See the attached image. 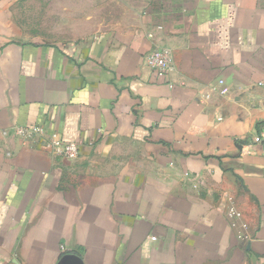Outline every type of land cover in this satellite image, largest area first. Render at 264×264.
Returning a JSON list of instances; mask_svg holds the SVG:
<instances>
[{
  "label": "crops",
  "instance_id": "0c3cea01",
  "mask_svg": "<svg viewBox=\"0 0 264 264\" xmlns=\"http://www.w3.org/2000/svg\"><path fill=\"white\" fill-rule=\"evenodd\" d=\"M263 132L264 0H0V264H264Z\"/></svg>",
  "mask_w": 264,
  "mask_h": 264
},
{
  "label": "built area",
  "instance_id": "2783aa9c",
  "mask_svg": "<svg viewBox=\"0 0 264 264\" xmlns=\"http://www.w3.org/2000/svg\"><path fill=\"white\" fill-rule=\"evenodd\" d=\"M145 64L146 67H148L150 70L169 75L174 70L173 53L168 48H156L146 55ZM220 84L223 87L222 93L228 94L230 92V89L225 85L224 82L221 81ZM16 133L21 139L28 141L43 133V128H17ZM252 142L253 143L251 145H247L246 147H244V152H246L247 149H249V152L252 151V147L256 145H261L264 147V132L260 135L255 136ZM46 146L50 154L57 155L69 160L77 159L80 154V144L65 143L56 133L52 134L51 137L47 140ZM230 217L232 219H236L237 222H239L241 219L240 213L234 207L230 208ZM241 226L243 229L247 228V225Z\"/></svg>",
  "mask_w": 264,
  "mask_h": 264
}]
</instances>
